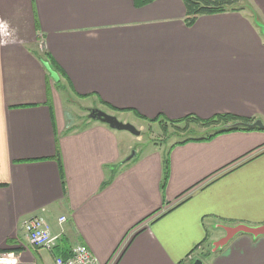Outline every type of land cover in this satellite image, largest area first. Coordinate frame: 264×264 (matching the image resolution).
<instances>
[{"label":"crops","instance_id":"0c3cea01","mask_svg":"<svg viewBox=\"0 0 264 264\" xmlns=\"http://www.w3.org/2000/svg\"><path fill=\"white\" fill-rule=\"evenodd\" d=\"M232 7L188 26L182 0H0V264H55L75 243L99 264H264V235L212 250L222 226L264 224L263 129L127 160L123 131L75 122L42 64L87 109L264 122V0ZM41 209L54 232L66 217L53 250L21 228Z\"/></svg>","mask_w":264,"mask_h":264},{"label":"rangeland","instance_id":"374dc122","mask_svg":"<svg viewBox=\"0 0 264 264\" xmlns=\"http://www.w3.org/2000/svg\"><path fill=\"white\" fill-rule=\"evenodd\" d=\"M50 80L51 84L53 85V80L51 78ZM63 86V88H58L54 84L55 91L59 96V100L64 106L65 112L68 113V115H70V117H72L75 122L85 121V118L89 113V109H93H87V103L89 101H78V99L75 98L69 92V90H67L69 89L67 85L65 84ZM103 111L108 114L115 115L121 122L133 124L136 129L140 131V135L138 136L132 135L128 131H123L124 136H126L125 143L127 145H131L132 147L130 150H128L126 157H129L132 153H134L133 157L135 158L142 154L156 150L160 153L161 157L166 160L168 158L171 145L175 141L185 137H196L203 134V132H207L198 124L190 123L186 124L187 126L184 124H179L177 127H175L163 120L162 123H150L149 121L137 119L136 117V119H134L132 115H128L126 113L121 115L109 112L106 109Z\"/></svg>","mask_w":264,"mask_h":264},{"label":"trees","instance_id":"16d2710c","mask_svg":"<svg viewBox=\"0 0 264 264\" xmlns=\"http://www.w3.org/2000/svg\"><path fill=\"white\" fill-rule=\"evenodd\" d=\"M152 0H136L138 5H143L148 2H151ZM186 9V17H185V23L186 25H192L194 21L197 19V17L202 15H210L220 12H225L228 10L233 9V5L236 4L239 0H182ZM42 60V58H40ZM47 61L49 62L52 69H54L58 75L59 80L55 82V85L58 88H63L62 84V77L61 72L58 70V67L54 64L52 59L47 58ZM109 109L115 111V108L108 107ZM136 117L141 120L149 121L150 123H162L163 121H167L171 125L177 127L179 124H198L203 129H207L208 133L203 137H185L183 139L178 140L176 143H184L191 139H206L209 138L215 134H218L220 132L229 131V130H235V129H241V130H251V129H258V128H249V127H226V128H220L223 125H230L235 122H246V123H252L255 119L254 118H238L236 116L230 115V114H217L207 119H202L194 115H187L184 118L177 119V120H171L164 118L162 116H157L156 118L147 119L139 114H136ZM187 126V125H186ZM185 127V126H184ZM166 175V171H165ZM160 217V216H159Z\"/></svg>","mask_w":264,"mask_h":264},{"label":"built area","instance_id":"2783aa9c","mask_svg":"<svg viewBox=\"0 0 264 264\" xmlns=\"http://www.w3.org/2000/svg\"><path fill=\"white\" fill-rule=\"evenodd\" d=\"M45 211V209H41L40 212L24 219L21 228L30 247L53 250L63 234L62 225L66 222V217L59 216L57 218L59 231L54 232L46 219ZM54 262L55 264H99L91 250L81 243H75L67 257H55Z\"/></svg>","mask_w":264,"mask_h":264},{"label":"water","instance_id":"95a60500","mask_svg":"<svg viewBox=\"0 0 264 264\" xmlns=\"http://www.w3.org/2000/svg\"><path fill=\"white\" fill-rule=\"evenodd\" d=\"M42 64L46 69L47 73L49 74L50 78L54 82H57L59 80V76L57 72L52 69V67L49 65L47 61H42ZM88 116L91 119H95L97 121H100L101 123L108 125L111 129H115L119 131H128L129 133L135 136L140 135V131L136 129V127L133 124L127 122H121L120 120H118V118L115 115L108 114L98 108L90 109ZM228 126L229 127L243 126V127L258 128L264 130V122L260 119H256L252 123L235 122L230 125H223L220 128H226ZM133 156L134 153H132L126 159L127 160L131 159ZM222 228L224 230V235L212 243L213 251L222 248L224 245L228 243L230 239H232L238 233L250 234L252 236L264 235V224L256 227L248 226L245 224H237L235 226H222ZM192 264H202V262L201 260L196 259Z\"/></svg>","mask_w":264,"mask_h":264}]
</instances>
